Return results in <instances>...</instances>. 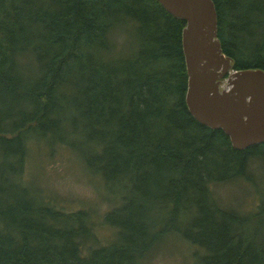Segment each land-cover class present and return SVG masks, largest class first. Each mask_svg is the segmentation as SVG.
<instances>
[{"label": "trees", "instance_id": "16d2710c", "mask_svg": "<svg viewBox=\"0 0 264 264\" xmlns=\"http://www.w3.org/2000/svg\"><path fill=\"white\" fill-rule=\"evenodd\" d=\"M212 1L232 68L264 69V0ZM183 24L156 0H0V264H148L168 233L191 264H264V193L245 215L210 188L254 181L264 141L233 149L189 114ZM29 138L68 145L118 195L111 241L24 179Z\"/></svg>", "mask_w": 264, "mask_h": 264}, {"label": "water", "instance_id": "95a60500", "mask_svg": "<svg viewBox=\"0 0 264 264\" xmlns=\"http://www.w3.org/2000/svg\"><path fill=\"white\" fill-rule=\"evenodd\" d=\"M156 1L184 22L180 32L187 72L184 102L192 118L224 131L233 149L264 141V69L232 68L231 57L221 51L216 37L213 1Z\"/></svg>", "mask_w": 264, "mask_h": 264}, {"label": "rangeland", "instance_id": "374dc122", "mask_svg": "<svg viewBox=\"0 0 264 264\" xmlns=\"http://www.w3.org/2000/svg\"><path fill=\"white\" fill-rule=\"evenodd\" d=\"M129 39L127 35L123 38L120 50H125ZM221 82L224 83L223 80ZM82 163L68 145L52 143L46 146L39 139L29 138L23 161V177L29 178L43 193L50 195L60 208L76 210L84 207L89 210L98 244L109 242L114 237L113 229L102 222L101 216L117 202L118 195L105 194L108 188L103 186L102 179L85 169ZM249 164L254 181L236 178L210 186L221 205L233 207L245 215L258 207L260 193H264V164L256 157L251 158ZM154 246L147 255L148 264H191L194 258V245L187 244L172 233L164 234Z\"/></svg>", "mask_w": 264, "mask_h": 264}]
</instances>
